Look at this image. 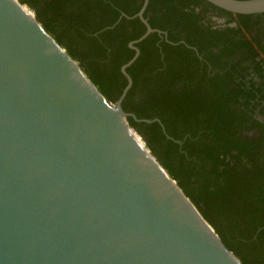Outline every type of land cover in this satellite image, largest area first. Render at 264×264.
<instances>
[{
  "label": "water",
  "instance_id": "95a60500",
  "mask_svg": "<svg viewBox=\"0 0 264 264\" xmlns=\"http://www.w3.org/2000/svg\"><path fill=\"white\" fill-rule=\"evenodd\" d=\"M234 13L264 0H209ZM30 4L0 0V264H245Z\"/></svg>",
  "mask_w": 264,
  "mask_h": 264
},
{
  "label": "flooded vegetation",
  "instance_id": "af4514ba",
  "mask_svg": "<svg viewBox=\"0 0 264 264\" xmlns=\"http://www.w3.org/2000/svg\"><path fill=\"white\" fill-rule=\"evenodd\" d=\"M36 1V12L51 7L54 36L96 59L118 98L131 79L122 100L129 120L159 122L194 184L225 190L222 201L241 213L230 235L246 246L249 264H264V12L234 13L209 0ZM174 96L192 104L188 118L173 119ZM146 100L150 113L162 102L164 115L139 117Z\"/></svg>",
  "mask_w": 264,
  "mask_h": 264
},
{
  "label": "trees",
  "instance_id": "16d2710c",
  "mask_svg": "<svg viewBox=\"0 0 264 264\" xmlns=\"http://www.w3.org/2000/svg\"><path fill=\"white\" fill-rule=\"evenodd\" d=\"M21 1L30 4L32 7H37L36 0ZM50 10V6L49 9H45L44 11L38 10L37 16L42 20L47 30L53 33L52 20L54 19V17L49 16ZM66 29V26H64L63 30L66 31ZM65 33L68 34L67 31ZM58 39L61 40V36H59ZM65 46L73 57L79 58L82 61V65L85 66L89 76L101 88V90L106 95H108L110 99L118 98L121 91L119 92V94L112 93L111 82L109 79H106L104 74L101 72L99 68L100 65L96 59L90 57L88 54L74 50V48L67 43ZM173 100L176 101L172 103L173 105L171 108V115L174 120H178L180 119V117H184V119H186L189 115L192 114L191 111L187 108V105L192 104L183 102L182 98L178 96H174ZM160 105L161 106H159V110L150 113V101L146 100L144 107H138L136 111L138 112V116L143 118H153V114H160L163 116L165 113V110H163V103L161 102ZM220 114V123H223L227 119L224 118L225 113L223 111H220ZM130 119L147 137L148 144L152 147L153 151L166 166V168H168L170 173L178 180L179 184L182 186L186 194L198 206L203 215L217 228L220 236L228 245V247L234 250V252H236V254L240 256L245 264H249L244 257L246 246L241 241V239L234 240V238L230 235L232 231L239 230L240 228V222L238 221V218L236 216V214L240 213V208L231 206V204L224 203L222 201L225 195V190H221L219 186L216 187L217 189L213 190L211 189L210 184H208L206 181H204L201 185L194 184L193 180H191L193 168L185 163L184 155L177 149V143H175L171 139L167 141L163 140L165 135L160 130L159 122H138L135 121L132 117ZM176 122L177 121L173 122L172 124H175ZM221 128L222 127H219L216 130L218 134L215 135L220 139ZM147 129L151 131V136L146 131ZM170 129V134L175 138L178 137L175 126H170ZM224 148L227 152L231 147L228 149L227 146H224Z\"/></svg>",
  "mask_w": 264,
  "mask_h": 264
},
{
  "label": "rangeland",
  "instance_id": "374dc122",
  "mask_svg": "<svg viewBox=\"0 0 264 264\" xmlns=\"http://www.w3.org/2000/svg\"><path fill=\"white\" fill-rule=\"evenodd\" d=\"M33 8V7H32ZM34 9V8H33Z\"/></svg>",
  "mask_w": 264,
  "mask_h": 264
}]
</instances>
